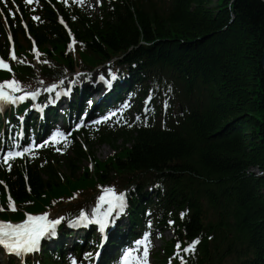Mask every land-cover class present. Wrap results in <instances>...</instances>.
<instances>
[{
	"label": "trees",
	"instance_id": "obj_1",
	"mask_svg": "<svg viewBox=\"0 0 264 264\" xmlns=\"http://www.w3.org/2000/svg\"><path fill=\"white\" fill-rule=\"evenodd\" d=\"M59 4L73 47L45 5L39 14L45 21L29 22L37 55L14 37L12 60L2 43L12 71L0 72V82L15 78L30 88L73 71V64L89 68L132 48L121 63H136L130 72L152 75V81L166 76L153 91L163 99L176 95L182 112L137 121L134 129L127 121L121 130L106 125L89 132L98 144L121 151L103 162L72 136L64 175L48 157L42 165L0 174L19 209L2 217L15 220L51 207L65 211L70 200L91 197L100 188L96 182L107 187L138 176L161 182L152 196L175 222L164 258L175 264H264V1L104 0L95 16ZM12 27L23 35L18 21ZM86 161L92 170L80 172ZM77 190L86 198L73 197ZM0 197L4 201L2 189ZM197 239L193 252L183 251Z\"/></svg>",
	"mask_w": 264,
	"mask_h": 264
},
{
	"label": "snow or ice",
	"instance_id": "obj_2",
	"mask_svg": "<svg viewBox=\"0 0 264 264\" xmlns=\"http://www.w3.org/2000/svg\"><path fill=\"white\" fill-rule=\"evenodd\" d=\"M27 3H31L32 0H26ZM78 2L82 3L83 0H78ZM34 19H39V17H34ZM63 23V21H61ZM11 40L12 37L9 36ZM11 59L17 60L15 55V50L13 47V51L11 53ZM47 63V62H45ZM0 69L12 71L9 64L5 62L3 58H0ZM14 75V74H13ZM116 77L113 75L112 79ZM101 80L104 79L103 76L100 77ZM62 83V81H61ZM111 85L109 84V87ZM56 85H52L47 88L48 92H52ZM22 93L21 95H16V93ZM38 96L37 91H25L21 85V83L13 78L12 80L5 81L0 83V104H11L18 105L23 102L27 98H31L35 100ZM92 101H88V106L92 105ZM130 107L128 103L122 105V109H127ZM116 112H111L109 115L103 116L102 119H98L93 121L94 124L107 123L112 117L116 116ZM130 126V125H129ZM69 134H65L62 131H56L53 135H51L50 140L54 143H60L61 139L66 144ZM49 141L45 140L44 144L38 145V147H43L45 144H48ZM59 151V149H57ZM32 151V146L25 147L23 151H8L6 156L3 157V163L8 166V169H11V165L8 164V161L15 159L16 157H22L26 153ZM2 183V182H0ZM103 195L99 196L98 203L96 207L93 209L91 216L81 210L79 215L76 217L74 221L69 222L70 227H87L90 224H96L99 226V231L101 233L108 227L110 223V219L115 214L116 216L120 215L126 206V196L124 193L117 194L113 188L104 189ZM10 201V209L12 211H16L14 206V202L11 201V197H9ZM104 205H107L106 208H102ZM26 218L21 223H11V222H0V246H2L8 254H14L16 256H25L29 253H33L39 250L41 239L45 236L56 234L57 225H59L64 218H56L49 219V214L45 213L42 215H33L26 213ZM184 217V213H181V218ZM170 224L175 223L174 221H169ZM199 240H193L187 247L183 249L184 252H193L195 250V246L199 244ZM136 245L143 246V257L141 258L139 255H134L135 252H139V248L133 250L128 249L123 253V257L121 260V264H147V257L149 253V236L146 234L142 239L135 241ZM100 247H103L101 244ZM179 247V245H177ZM86 258H92L93 255L99 257L101 253L99 251L93 253L88 252L85 254ZM73 264H76L73 261Z\"/></svg>",
	"mask_w": 264,
	"mask_h": 264
},
{
	"label": "rangeland",
	"instance_id": "obj_3",
	"mask_svg": "<svg viewBox=\"0 0 264 264\" xmlns=\"http://www.w3.org/2000/svg\"><path fill=\"white\" fill-rule=\"evenodd\" d=\"M1 1H3V0H1ZM83 5L86 8L90 9V8H92V6L97 5V2L95 0H89L86 4H83ZM93 152L95 153V156L99 161H103L111 155V151L107 147H99V148L95 147V148H93ZM166 238H167V236H166ZM158 243H159L158 241H155L153 243L154 249L157 248ZM0 264H5V261L2 257H0Z\"/></svg>",
	"mask_w": 264,
	"mask_h": 264
},
{
	"label": "bare ground",
	"instance_id": "obj_4",
	"mask_svg": "<svg viewBox=\"0 0 264 264\" xmlns=\"http://www.w3.org/2000/svg\"><path fill=\"white\" fill-rule=\"evenodd\" d=\"M122 139H123V138H121V137H119V139H118V141L120 142V146L124 145ZM126 145H127V144H126ZM99 162H102V161H99ZM56 168H58L59 173H60L61 175H64V173L67 172L66 169H65V167L62 166V165H60V164L57 165Z\"/></svg>",
	"mask_w": 264,
	"mask_h": 264
},
{
	"label": "water",
	"instance_id": "obj_5",
	"mask_svg": "<svg viewBox=\"0 0 264 264\" xmlns=\"http://www.w3.org/2000/svg\"><path fill=\"white\" fill-rule=\"evenodd\" d=\"M262 1H264V0H262Z\"/></svg>",
	"mask_w": 264,
	"mask_h": 264
}]
</instances>
